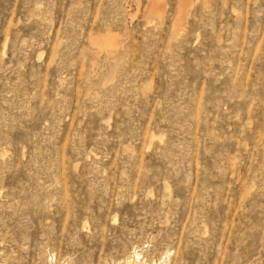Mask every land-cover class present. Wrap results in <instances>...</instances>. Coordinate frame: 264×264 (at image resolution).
I'll list each match as a JSON object with an SVG mask.
<instances>
[{
    "label": "rangeland",
    "instance_id": "1",
    "mask_svg": "<svg viewBox=\"0 0 264 264\" xmlns=\"http://www.w3.org/2000/svg\"><path fill=\"white\" fill-rule=\"evenodd\" d=\"M0 264H264V0H0Z\"/></svg>",
    "mask_w": 264,
    "mask_h": 264
}]
</instances>
